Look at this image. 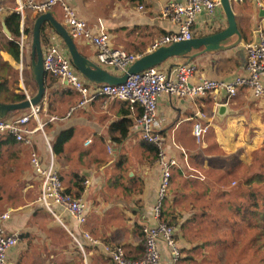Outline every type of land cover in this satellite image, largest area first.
Here are the masks:
<instances>
[{
    "label": "crops",
    "instance_id": "1",
    "mask_svg": "<svg viewBox=\"0 0 264 264\" xmlns=\"http://www.w3.org/2000/svg\"><path fill=\"white\" fill-rule=\"evenodd\" d=\"M63 1L75 8L93 30L104 27L113 47L143 56L153 51L156 40L176 30L174 23L162 18L161 11L167 4L181 0ZM16 3V0H0L5 9L0 15V99H3L0 103H13L9 98L16 94L24 101L35 96L38 90L31 64L29 78L24 74V59L29 56L32 39L29 37L23 52L19 46V60L8 50L9 43L15 39L19 42L21 37V34L18 38L13 36L5 22L14 12ZM232 5L243 37L238 47L205 53L193 60L172 58L160 68L170 72L182 63H192L197 68L192 84L204 79L229 81L236 76H247L245 45L255 41L259 27L264 30V16L260 15L264 8L252 3ZM51 14L67 28L60 6ZM37 16L28 12V25ZM45 24L48 42H42L43 50L50 42H58L66 50L50 24ZM226 27L227 20L219 7L211 16L200 14L192 30L194 37H205ZM235 41L233 38L225 44ZM75 42L84 56L95 61L94 47L83 41ZM25 82L31 84L28 89ZM79 100L76 91L47 74L46 96L40 104V114L28 124L30 129H37L32 136L33 146L18 141L9 143L7 135L0 134V216L10 213L3 227L20 239L9 254L8 264H112L100 248L82 250L87 244L85 233L102 244L122 247L129 259L139 260L144 254L143 227L153 221L161 169L153 146L144 143L136 128L142 111L127 101L105 102L98 98L69 115ZM223 104L235 115L220 123L215 111ZM27 111L14 112L7 118ZM197 123L209 125L203 145H198L193 137ZM157 129L165 139L167 155L178 163L171 181L173 187L176 184L174 194L169 190L163 219L175 227L180 258L173 262L169 249L161 242L162 264H208L209 259L217 264H252V260H255L253 264H264L261 244L258 248L253 246L252 253L249 240L232 238L212 243L204 238L203 227L196 228L199 215H213L212 210L200 211L205 205L202 202L203 206H196L200 199L206 200V204L209 202L207 208L219 198L228 200V207H232L230 197H236L237 202L245 197L230 192L234 188L230 187V178H237L240 185L255 172H264L261 167L264 158L260 159L258 169L254 160V156L264 153V98H254L249 89H241L238 96L228 101L224 93L197 98L165 94L159 98ZM66 131L71 132L70 139L62 151L55 152L56 141ZM33 152L46 167L59 174L66 193L84 201L85 224L77 223L63 207L47 206L40 201L43 186L31 165ZM241 168L245 171H240ZM227 179V186H222ZM231 181L236 185L235 180ZM198 185H203L204 191L195 187ZM237 223L225 225L231 235L244 230L245 224ZM219 227L223 225L216 220L208 230L218 232Z\"/></svg>",
    "mask_w": 264,
    "mask_h": 264
},
{
    "label": "built area",
    "instance_id": "2",
    "mask_svg": "<svg viewBox=\"0 0 264 264\" xmlns=\"http://www.w3.org/2000/svg\"><path fill=\"white\" fill-rule=\"evenodd\" d=\"M230 1L232 4L252 3L261 9L264 8V0ZM16 2L14 13L21 17V37L18 43L22 52L29 40L25 30L27 13L31 12L40 16L60 6L69 34L75 41H83L94 47L96 52L94 62L103 69L117 72L121 76L140 57L124 49L113 47L104 27L100 26L97 31L93 30L87 21L79 16L76 9L63 0H16ZM219 7L220 0H181L167 4L162 8L161 16L174 23L177 28L174 32L156 40L152 49L156 50L173 42L193 39L192 27L197 17L202 13L211 16ZM4 13L5 9L0 4V15ZM245 50L248 75L236 76L229 81L204 79L197 84H192L191 80L196 75L197 68L192 63H182L170 72L164 71L160 66L132 75L124 84L110 86L88 82L75 70L66 50L58 42H50L46 46L43 50L46 74L56 77L80 96L79 102L70 109L69 115L98 98L105 102L119 99L129 102L132 107H139L142 113L136 120V128L141 133L144 143L156 148L157 162L161 169L156 203L153 208V221L143 227L145 241L141 259H129L122 247L102 244L88 233L84 235L88 245L82 246L83 251L89 248H100L112 264H162L160 243L163 242L171 253L172 261L179 260L180 247L176 240L175 227L163 220L173 170L178 163L176 159L167 155L165 139L157 129L159 98L165 94L197 98L224 93L228 101L238 96L241 89H249L254 98H264V30L261 27L256 31L255 41L246 44ZM40 111L41 107L37 106L23 114L1 119L0 134L12 135L16 141L32 147V136L37 129H30L28 124L31 120L38 119ZM41 128L43 124L40 125ZM208 132L209 125L197 123L193 129L195 142L203 145ZM31 165L34 172L42 179L43 192L40 201L47 206L55 204L63 207L77 223L85 224L87 215L84 201L65 192L59 174L53 168L46 167L36 152L31 155ZM10 217V213L0 216V264H8L11 250L20 240L17 234H9L3 227V222Z\"/></svg>",
    "mask_w": 264,
    "mask_h": 264
},
{
    "label": "water",
    "instance_id": "3",
    "mask_svg": "<svg viewBox=\"0 0 264 264\" xmlns=\"http://www.w3.org/2000/svg\"><path fill=\"white\" fill-rule=\"evenodd\" d=\"M220 7L227 20V27L224 30L209 36L194 37L191 40L173 42L169 45L161 46L150 53L140 56L129 67L127 72L121 76L103 69L84 56L67 28L58 22L51 12L38 16L34 23L31 43V73L38 88L37 93L35 96L19 103H0V120L6 118L12 112L30 110L40 106L44 101L47 74L44 69L41 32L45 23H49L52 30L62 39L73 67L88 82L95 85L118 86L126 83L130 76L160 67L172 58H189L193 60L205 53L223 52L238 47L243 37L238 27L233 5L230 0H220ZM260 15L264 16V10L260 11ZM3 27L5 32L9 34L5 24H3ZM233 38H236L235 42L230 45L225 44ZM233 115H235V112L226 104L218 105L215 111V117L220 123H223L226 117Z\"/></svg>",
    "mask_w": 264,
    "mask_h": 264
},
{
    "label": "trees",
    "instance_id": "4",
    "mask_svg": "<svg viewBox=\"0 0 264 264\" xmlns=\"http://www.w3.org/2000/svg\"><path fill=\"white\" fill-rule=\"evenodd\" d=\"M36 18L30 21L29 25L27 23L29 21V17L26 18L25 30L31 39L33 36V23L35 22ZM5 22L7 28L12 33V35L15 36L16 38L20 37V24H21L20 15L13 12L7 16ZM46 25L47 24H44L41 32L42 42L44 43L45 41L48 42V33L47 31H45ZM9 44H10L8 47L9 52L16 60H19L20 49H19L18 41H16L15 39L14 41H11ZM63 45L65 47L64 43ZM5 88L8 91L9 81L6 83ZM9 99L10 102L13 103H18L22 101V97L18 94H16L14 97H11ZM12 113H10L9 115H11ZM70 137H71L70 131L61 133V135L59 136L58 140L55 143L54 151L55 152L62 151V147L66 142H68ZM7 138L9 143H13L16 141V139L12 135H7ZM153 149L155 153H157V150L154 146ZM262 157L264 158V153ZM261 167L264 168V162L261 163ZM240 186L244 188V191L242 192L240 191L238 193L237 191H233V192L236 195L242 194L245 197V199L240 201L239 205L237 206V210L238 212L242 213V222L245 225L247 222L248 229L261 228L259 235H256L257 234L256 233L250 240L251 244L254 241L253 246H256L258 248L260 246V239L261 238L264 239V172L258 171L255 172L252 176H248L246 179H244L243 183H240ZM168 224L174 226L173 223H168ZM250 229L249 231L251 232ZM262 241H263L262 243H264V240Z\"/></svg>",
    "mask_w": 264,
    "mask_h": 264
},
{
    "label": "rangeland",
    "instance_id": "5",
    "mask_svg": "<svg viewBox=\"0 0 264 264\" xmlns=\"http://www.w3.org/2000/svg\"><path fill=\"white\" fill-rule=\"evenodd\" d=\"M31 44V43H30ZM31 45H30V50H29V56H27V59L25 60L24 59V74L28 76L29 78V70H30V64H31ZM26 84V88L28 89V87L31 85L29 82H25ZM28 85V86H27ZM1 96V95H0ZM3 100V99H0V101ZM242 143V142H241ZM252 154V153H251ZM259 157V158H258ZM262 160V153L258 156H254V160H255V168L258 169L260 167V161ZM240 171H245L244 168H241ZM243 174V173H242ZM237 180V178H230L229 180V184L231 185L230 187H234L232 191H230L231 189H229L230 192L233 193V191H237L238 192H242L244 191V188H242L236 181V185H232V181L231 180ZM228 182V179L224 181V184L222 186H225L226 183ZM172 184V182H171ZM228 184V183H227ZM176 185V184H175ZM175 185L174 187L171 185L170 186V192L171 194H174L172 193L175 189ZM227 186V185H226ZM198 190L200 191H204V186L203 185H198V186H195ZM193 188V186H192ZM172 189V191H171ZM257 189V188H256ZM233 195H236L233 193ZM230 199H232V207H228V204L226 203V201L228 200H223V199H218V201H216L215 199L213 200V203H212V207L207 208V205L209 204H206V200H203V199H200L199 200V204L196 203V206H199L202 205L201 203L203 202L205 205L203 206V208H201V212L204 211L207 209V210H212L213 211V215L210 214H202V215H199V217L197 218V223L199 225L196 226V228H201L203 227V235H204V238H208L209 241H212V243L215 241H225L226 239L229 240V239H239L241 240L242 238H244V240H251L252 237L256 234V235H259L260 231H261V228H257V229H250L251 232L249 231L248 229V225H247V222H246V225L245 227L243 228L244 230L242 232H234L233 235H231L232 232H230V228L229 227H226L225 225L231 223V222H238L237 224L238 225H242L243 222H242V213L238 212L237 210V206L239 205L240 202H237L238 199H236V197L232 198L230 197ZM229 199V200H230ZM203 200V201H202ZM223 201V202H222ZM166 205V204H165ZM185 208H188V206H186ZM165 209V207H164ZM199 211V210H198ZM227 213L229 216H227L226 214L224 215L223 213ZM210 213V212H209ZM219 215V217L217 218V216L215 214ZM164 220V219H163ZM216 220H218V222L223 225V227H219V230L218 232H209L208 228L209 226L212 225L213 222H215ZM247 220V219H246ZM165 221V220H164ZM166 222V221H165ZM217 234V236H216ZM212 235V236H210ZM211 237H215L214 238H211ZM224 239V240H223ZM264 239H260V244L264 247V243H262ZM211 243V242H209ZM251 243V242H250ZM253 243L254 241L252 242L251 246H252V253L254 252L255 248L253 247ZM209 261L211 263H208V264H217V263H214V261L212 259H209ZM260 262V261H259ZM262 262V261H261ZM255 263V260H252V264ZM235 264V263H234ZM251 264V263H250Z\"/></svg>",
    "mask_w": 264,
    "mask_h": 264
}]
</instances>
